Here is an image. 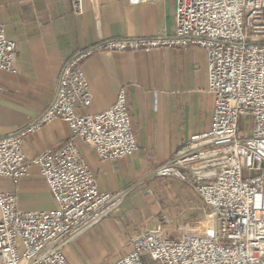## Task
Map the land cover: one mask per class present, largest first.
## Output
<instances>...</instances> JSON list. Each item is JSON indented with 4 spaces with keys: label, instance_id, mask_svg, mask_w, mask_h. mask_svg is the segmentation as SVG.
<instances>
[{
    "label": "built area",
    "instance_id": "obj_1",
    "mask_svg": "<svg viewBox=\"0 0 264 264\" xmlns=\"http://www.w3.org/2000/svg\"><path fill=\"white\" fill-rule=\"evenodd\" d=\"M70 1L77 15L84 13L85 0ZM176 23L174 36L107 39L77 51L64 64L48 109L0 138V177L18 183L35 166L56 203L47 211H23L16 194L0 192V264H69L64 247L117 204L119 195L100 189L75 140L31 158L24 151L25 138L54 120L67 122L102 161L139 150L126 87L108 109L77 113V105L93 100L86 61L103 50L151 52L188 45L207 53L211 126L154 175L190 183L209 211L211 228L173 237L157 226L137 234L132 250L113 264H146V258L157 264H264V0H177ZM16 55L17 43L0 22V71L18 73ZM242 116L250 118V131L240 137Z\"/></svg>",
    "mask_w": 264,
    "mask_h": 264
},
{
    "label": "crops",
    "instance_id": "obj_2",
    "mask_svg": "<svg viewBox=\"0 0 264 264\" xmlns=\"http://www.w3.org/2000/svg\"><path fill=\"white\" fill-rule=\"evenodd\" d=\"M177 0H85L77 15L70 0H0V22L17 43L18 73L0 71V138L32 124L54 102L61 71L77 51L107 39L174 36ZM95 114L114 105L118 91L129 92L139 150L116 161H102L76 139L63 120L46 123L24 140L28 158L59 150L75 140L100 189L119 195L116 206L63 249L69 264H113L133 248L132 239L162 226L166 233L196 231L189 221L202 200L188 182L159 178L154 170L174 158L191 137L211 126L214 95L209 92L206 51L197 45L151 52L94 53L84 64ZM0 192L17 195L23 211H47L56 203L37 167L15 183L0 177ZM206 231V230H203Z\"/></svg>",
    "mask_w": 264,
    "mask_h": 264
},
{
    "label": "rangeland",
    "instance_id": "obj_3",
    "mask_svg": "<svg viewBox=\"0 0 264 264\" xmlns=\"http://www.w3.org/2000/svg\"><path fill=\"white\" fill-rule=\"evenodd\" d=\"M239 127H240L239 136L240 137L246 136L250 131V118L248 116H242L240 118V121H239ZM201 208L202 209L199 211L198 215H196L194 217L191 216L188 220L189 221H193L195 219L199 220L202 223V226L198 227L199 231L209 230L211 228V225H212V221L209 217V211L205 208L204 204H202ZM184 233H185V228L183 226L180 230H178V232H172L171 236L180 237ZM146 264H157V263L153 262L150 258H146Z\"/></svg>",
    "mask_w": 264,
    "mask_h": 264
}]
</instances>
